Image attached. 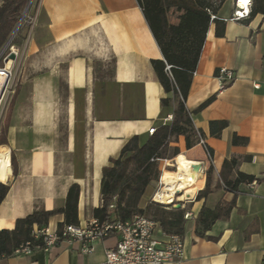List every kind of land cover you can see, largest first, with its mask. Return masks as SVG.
<instances>
[{"label": "crops", "instance_id": "crops-1", "mask_svg": "<svg viewBox=\"0 0 264 264\" xmlns=\"http://www.w3.org/2000/svg\"><path fill=\"white\" fill-rule=\"evenodd\" d=\"M9 1L0 0V7ZM235 4L226 0L217 14L226 22L223 37L210 25L186 101L192 117L186 131H200L205 145L188 150L184 136L170 144L180 149L179 156L199 164L204 175L199 191L213 167L208 198L197 202L198 191L192 199L181 200L191 218L183 258L174 264H264V15L228 21ZM40 7L0 119V133L7 128L0 153L9 155L11 169L7 180L0 181L9 185L0 205V231L14 230L19 219L37 212L64 208L73 185L80 187L79 224L95 219V209L102 206L104 168L131 138L145 139L151 128L171 123L166 119L177 107L154 71L153 62L164 59L137 0H41ZM95 62L104 70L115 65L113 77L96 75ZM223 68L236 78L220 90L217 75ZM168 97L172 103L163 109L161 101ZM212 121L229 123L220 138L210 134ZM234 135L248 144L232 145ZM176 159L160 163L177 169ZM233 159L239 165L229 180L238 173L261 180L242 185L237 196L224 189L221 178L224 162ZM234 198L230 217L207 232L211 240L198 238L197 218L204 205L215 209ZM63 222V215L54 216L49 227ZM117 243L112 236L86 255L79 243L63 241L48 252L15 255L0 264H103L106 251Z\"/></svg>", "mask_w": 264, "mask_h": 264}, {"label": "trees", "instance_id": "trees-1", "mask_svg": "<svg viewBox=\"0 0 264 264\" xmlns=\"http://www.w3.org/2000/svg\"><path fill=\"white\" fill-rule=\"evenodd\" d=\"M137 1L163 55L164 60L153 62L157 79L165 93L177 101V107L171 123L161 125L160 128L156 129L154 135L145 139L139 136L131 138L123 147L119 157L113 159L109 167L104 168L101 186L102 206L95 209L94 217L104 223L126 222L141 215L158 223L163 232L183 238L186 232L187 220L185 215L187 209L175 207L177 204L182 205V203L164 206L149 202L147 207L143 209L141 202L148 188L160 179L162 173L160 162L175 159L180 155V149L170 145L172 140L184 136L186 148L189 150L194 144L200 143L198 134L203 138L200 131H186V127L192 123L186 101L210 25L215 24L217 37L221 38L225 34L226 22L218 18L212 21V16L217 17L226 0H220L218 4L213 0ZM29 2L30 0H10L0 7V52L9 42ZM167 7L176 8L183 13L178 24L169 22ZM259 14L264 15V0H252L250 18ZM15 45L20 46L21 43L16 44L14 41L11 47ZM93 67L96 75L103 79L113 77L115 73V65L104 70L101 63L95 62ZM167 67H170V70H167ZM214 98L212 97L203 103L194 113L202 111ZM171 103L172 98L170 97L162 99V108H168ZM228 125L227 121H212L210 123L211 136L220 138ZM6 134L7 128L2 129L0 146L5 144ZM248 142V139L237 135H234L231 141L232 145L235 146L246 145ZM209 153L211 156L210 150ZM244 160H250V158ZM238 165L239 161L236 159L226 160L221 172L224 189L234 192L236 196L242 185H251L261 181L243 173H238L235 180H229V176ZM212 171V166L206 171V186L202 191H199L196 197L197 202L207 199L212 193L210 186ZM8 192L9 185L0 182V205ZM79 198L80 187L73 185L69 189L64 208L37 212L19 219L14 230L0 231V260L15 256L17 250L24 245H41V239H36L34 236L35 229L41 230L48 227L51 218L54 216H64V222L58 225L59 229L68 225H80ZM235 198L231 203H220L215 209H209L204 205L197 218L196 236L198 238L211 240L210 237L206 236L207 232L217 221L230 217L236 207Z\"/></svg>", "mask_w": 264, "mask_h": 264}, {"label": "built area", "instance_id": "built-area-1", "mask_svg": "<svg viewBox=\"0 0 264 264\" xmlns=\"http://www.w3.org/2000/svg\"><path fill=\"white\" fill-rule=\"evenodd\" d=\"M251 10L252 0H249V3L245 6L241 5L240 0H236L235 9L228 21L241 22L249 19ZM216 18V16H212V21ZM37 19L38 12L34 18H29V24L33 28L36 25ZM12 52L17 54L15 47H12ZM167 70H170V67H167ZM235 78V73L232 70L221 69L217 75L220 90L228 88ZM172 120L173 117L170 116L166 119V122H171ZM156 131V128H151L148 134L152 136ZM198 135L200 144L205 145L201 135ZM207 152L210 156L208 150ZM161 187L162 185L160 184V188L154 192L150 202L165 205L156 199ZM180 194L176 193L175 204L176 202L182 203L178 197ZM174 203L170 204V206L175 205ZM190 218V214L185 215L186 220ZM34 236L36 239H41L42 244L38 246H32L31 244L24 245L17 250L16 255L29 256L35 251L40 250L48 252L63 241L79 243L82 252L89 255L94 252L95 244L104 242L112 236L118 238V243L115 248L106 251L103 264H174L183 258L185 249L182 237L163 232L158 223L141 215L135 216L126 222L101 223L95 218L85 226L68 225L61 229H53L48 226L41 230L35 229Z\"/></svg>", "mask_w": 264, "mask_h": 264}, {"label": "rangeland", "instance_id": "rangeland-1", "mask_svg": "<svg viewBox=\"0 0 264 264\" xmlns=\"http://www.w3.org/2000/svg\"><path fill=\"white\" fill-rule=\"evenodd\" d=\"M40 1L41 0H33V6L29 9L25 19L23 20V22L21 23L17 33L15 34L14 38L11 41L10 46L6 49V50H2L0 52V69H6L7 65L11 62V66H10V73H11V79L8 85V88L6 90V93L2 99L1 102V106H0V119H1V115L2 112L4 111V109L6 108L8 102H9V97L10 94L13 90V88L15 87L16 83H17V75H18V71L20 68V63H21V59L25 54L26 51V44L27 41L29 40V38L31 37L34 28L32 27V25L29 24V18H34V16L36 15L37 12H40ZM216 4L219 3L220 0H213ZM167 12V16L169 19V22L171 24H178L180 21V18L182 17L183 13L181 11H179L176 8L173 7H167L166 9ZM20 22V21H19ZM37 24V22H36ZM36 26V25H35ZM17 38V39H16ZM16 39V40H15ZM14 41L16 42V44H18V42L21 43L20 46H12L15 47L16 51H17V56H16V60L12 61L9 60V56L12 52V47L11 45L14 43ZM161 164V163H160ZM160 169L161 171H163L164 169H167V172L164 174L163 172L161 173L160 179L158 182L153 183L151 185V188L149 190V195L148 197L145 199L144 201V205L145 204H149L150 198L152 197V195L154 194V192H156L159 188H160V184L162 183V177L163 180L167 183L169 181H174L175 179H177V169H175V167L173 168H169V167H164L163 164L160 165ZM203 181H204V175L201 176L200 178V188L199 190L203 187ZM162 185V184H161ZM162 188V187H161ZM182 194L178 195L179 198H181ZM185 199L190 200L192 199V197L190 195L186 196ZM179 203V202H176ZM175 204V203H174ZM178 205V204H177ZM164 206H170V205H164Z\"/></svg>", "mask_w": 264, "mask_h": 264}, {"label": "bare ground", "instance_id": "bare-ground-1", "mask_svg": "<svg viewBox=\"0 0 264 264\" xmlns=\"http://www.w3.org/2000/svg\"><path fill=\"white\" fill-rule=\"evenodd\" d=\"M241 5L245 6L249 0H240ZM11 62L7 65V70L10 69ZM6 74L0 72V93L6 81ZM1 106V102H0ZM177 179L174 181L165 182L162 177V188L159 191L156 199L162 204L170 205L174 203L176 193H181L179 198L183 200L186 196L191 197L197 195L200 188V178L203 173L199 170V164L179 156L176 159ZM11 173L9 155L5 152L0 153V181H6ZM164 173V172H163Z\"/></svg>", "mask_w": 264, "mask_h": 264}, {"label": "water", "instance_id": "water-1", "mask_svg": "<svg viewBox=\"0 0 264 264\" xmlns=\"http://www.w3.org/2000/svg\"><path fill=\"white\" fill-rule=\"evenodd\" d=\"M32 2H33V0H30V2H29V4H28L27 8L25 9V11H24V13H23V15H22V17H21V19H20V22L18 23V25H17V27H16L14 33L12 34V36H11L9 42L6 44L4 50H6V49L10 46L12 39L14 38V36H15V34L17 33V31H18V29H19L21 23L23 22L24 18H25L26 15H27V13H28V11H29V9H30V7H31ZM9 60L15 61V60H16V54L13 53V52H11V54H10V56H9ZM0 72L5 73L6 76H7L6 81H5L4 85H3V88H2L1 93H0V101H2V99H3V97H4L5 93H6V90H7V88H8V85H9L10 79H11V73H10V71L7 70V69H0ZM175 207H176L177 209H180L182 206H181L180 204H178V205H176Z\"/></svg>", "mask_w": 264, "mask_h": 264}]
</instances>
